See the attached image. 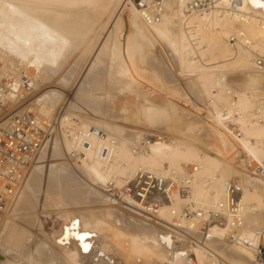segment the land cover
Returning <instances> with one entry per match:
<instances>
[{"label": "bare ground", "instance_id": "bare-ground-1", "mask_svg": "<svg viewBox=\"0 0 264 264\" xmlns=\"http://www.w3.org/2000/svg\"><path fill=\"white\" fill-rule=\"evenodd\" d=\"M200 1L204 2L202 8H197L194 5L198 0H164L160 19L157 22L147 23L140 15L137 7L130 0H0V71L2 73H7L9 70L20 68L31 74L33 79H35L34 90L29 95L22 100H12V104L8 105L6 109L5 107L0 109V127L6 124L12 114L23 110L25 104L27 107L29 106L32 108L36 113L45 117L56 116V113L58 112V118L55 122L56 124L52 127L49 136L38 152V154L41 151V153H43L44 149V153L39 156H43V160L47 159V161L50 162L49 170L40 169L44 172L47 171L46 173H48L45 174V181L47 183H41L43 185L41 200L46 201V203L52 207L56 206L58 209L60 208V211L56 213H60L62 218L64 216V221L69 220L72 222V219H70L71 212L69 213L71 210L66 208L65 204L67 203L63 200L64 196L49 195L51 190L48 193L45 192L47 190H44V188H49L50 184H59L60 186L58 187L60 188L66 186H62V184L74 183L76 180L75 177L64 172L67 171L66 169L60 171L63 166L59 161L63 159L62 163L65 161L72 167V165L74 166L76 163V159H78L80 164L75 165L77 170L79 169L80 172L86 176V185L89 187L84 193L85 198L88 199V201H96L99 202V204L102 203L101 205L104 204L106 208H109L106 212L104 211L105 213L103 212V216L98 215V217L92 215L94 217L81 218L79 223L76 221L75 223L73 222L74 224L72 223L71 232L68 233L72 239L68 240L72 241L74 238L79 239V245H72L69 248H66L69 246L68 244H66V247L60 245V249L54 245V242L59 245V243L54 240L58 237V235L56 236L54 234L56 231L49 230V232H43L46 228L43 224L41 225L44 229L39 222V224L36 223L38 226L40 225L41 228L35 225L36 223L34 220L37 218L36 216H38V213L37 215L33 213L31 214V218H35L30 222V225L31 223H34V226H36L34 228L37 230L34 229L32 225L31 227L27 224L33 229V231H30V228L27 229L29 226L25 228L17 224V218H14L15 216H13L15 210H3L4 212L7 211L6 216H9V220L7 219L5 223H3L4 226H2V223V225H0L2 228L0 229V264H84L83 261L86 260V255L90 257L96 255L95 260H93L94 262L92 261L93 264H101V262H103V264H128L127 258H124L121 252L126 253L128 257H135L136 259L146 258L152 264H258L252 260L251 253L247 248L234 242H230L225 238V229L223 227L211 225L204 231H199L202 232V239L200 238L201 240H199L196 238L197 236L194 237L197 229L193 230L189 227L185 218L178 214L176 215V212H179L185 206L189 207L191 210L201 207L207 209L214 206L225 196L226 180L235 177L239 180L242 186L241 203L243 222L240 234L250 236L254 230L264 227V71H259L255 68L256 57L264 56V0H242L241 3L236 4H233L234 0ZM5 6L8 7V9H10L9 7L11 6L12 10L10 9V12L21 9L19 10L20 12L24 9V12H27L25 14L26 17L27 15H29L28 17L32 16L31 18L35 19V21L36 19L38 21L45 20L46 22L42 24L43 26L46 23L43 26L46 28L45 31H41L40 28L39 30H37L38 28L36 29L37 31L44 33L35 32V30L29 31V27L26 25L27 28L24 24L25 22L12 23L14 25H11L9 21L12 19L14 20L12 17H16V15L20 13L16 12L17 14L14 13L16 14L14 15L11 12L13 16L11 14L10 17V12L6 10L7 8ZM98 8L107 12L110 17L113 18V21L111 27L106 30L107 34L105 38H103L99 45H97V48H94V52H90L89 55V52L87 53L85 51L87 45H89L88 43H86L85 46L83 45L85 47L83 50L79 49V51L81 50L80 55H83L86 52L89 57L87 58V54V56L83 55L87 60H85L86 62L83 66V71L81 72L76 92H88L90 88L94 87L96 89L101 88V85L99 86V84L103 82H109L112 84L115 79L111 74L115 73L120 75L116 76L115 74V78L118 79V84L122 87L119 89L120 92H122V89L125 87L128 88L131 82H127V78H121V75L124 74V76L126 75L133 78V76L137 77L139 72L143 69V72L146 70L149 72L147 69L149 66L147 65L151 62H155L157 67L159 66L158 72H160L161 75L164 74L162 72L165 67L163 68L160 64V59H157L160 56L154 60L150 56L154 51L151 54L150 52L155 49H152L155 47L152 46V44L154 45L156 43L155 41H162L166 44L165 47H167L168 51L172 52L176 57H174V61L176 60L177 68L180 71H178V76L180 77V73H182L183 76L181 77L186 75L194 80H191L190 82L195 83V86L200 93L199 101L202 103L201 109L204 110L202 116L204 113L203 118H205V123H208L214 131L212 134L213 136L207 132L208 134H205L206 136H202L199 139H197L199 136H195V139H191V137L188 139L185 136H178L184 134L182 133L183 131L181 132L182 134L179 133L183 128L178 132L179 134L177 133L178 130L176 131L178 134L177 136L174 134L168 135L167 133L170 131L169 129H166L168 132H163L165 131L163 130L159 131L158 134L155 133L157 130L155 132L153 131L156 134V138L146 141L143 137L145 134L151 133V131H148L146 128L149 126L148 124L150 122L148 123L144 121L147 125L146 127L144 126L143 129L146 128V131L140 130V128L142 129L141 124H138L141 127L138 126L136 129L125 127L126 125L124 126V124L122 126L121 124L125 120L126 122L130 121L133 125L137 126V124L134 123L139 121V115L142 113L130 115L131 113H128V110H131L129 109V105H123L122 103H119V105L112 100L109 96L110 94L106 96L104 100L108 103L106 106H109L110 108L109 114L105 113L98 117L97 115H99L100 112L95 109L99 112H95L97 113V117L83 118L84 116L82 117L81 114H75L76 110H78L77 108H80V106H78L75 112H73V105L75 103L68 101L66 103L64 99V97L66 98L65 93L63 94L61 91L64 90L62 88H66L68 81L62 74V76L59 75V70H57L59 68H56L54 64L55 59L57 60V57H59L57 54L60 53L58 52L60 49L58 44L60 45L61 43L62 45V42H65L66 46H68L70 44L67 45V43L72 42L73 44L74 42V46L76 43L78 44L76 46L77 48L82 42L80 40L81 37L78 36L81 30L77 33L78 31L75 27H77V25L83 27L88 21L89 14L91 13L90 10H93L95 13L97 10L100 12L101 10ZM86 9L87 12L90 9V13L88 12L89 14L85 12ZM94 9L97 10L95 11ZM8 12L9 14H7ZM32 12L34 14H28ZM21 14V16L25 17L23 12H21ZM9 17L10 20L8 19ZM34 17H39V19ZM31 18L30 20L32 21ZM7 20L9 21L7 22ZM21 20L22 19H20V21ZM27 23L34 24L30 23V21ZM40 23L42 22H39V24ZM72 23L77 25H74L75 27L71 26L73 25ZM67 24H71L70 27H74L75 29H73L77 32H68L65 27ZM88 26L89 25H86L85 29H87ZM43 27L42 29H44ZM70 27H67V29ZM90 29L91 27L89 28V32L92 30ZM26 36H29V40L30 38H34V42L30 41L34 44H36L35 42L41 44V48L33 50L36 46L33 45L34 47L32 48V44L26 42L29 46L31 45L30 48H32V50H21L20 48L22 47L21 44L23 38L26 39ZM85 36L88 37L87 33L82 37ZM230 39H234L235 42L231 43ZM79 40L81 42H79ZM87 40L89 39L86 38V41ZM49 46L52 48H56L57 46L59 49L57 48L58 51L55 53ZM72 48L75 47H68V49ZM159 48L160 47H158V51ZM40 52L45 55H39L41 54ZM30 53L34 54L30 55ZM65 54L66 52L60 55V57H63ZM66 55L67 58H69L70 54ZM75 57H77V55ZM83 57L82 59H84ZM67 58L65 57L64 61ZM71 58L73 59V57ZM77 58L79 59V56ZM72 59L71 63L77 62H74ZM62 64L63 63H61V65ZM67 64L70 66L69 63ZM75 65L76 64H74V67ZM104 65L106 66L105 69L101 68ZM98 67L101 69L97 70ZM151 67H149L150 71L152 69ZM233 69L241 70L243 73L245 81L243 80L241 85H233L227 79V72ZM107 73L108 77L107 79H104V76H106ZM109 73L111 74L109 75ZM111 76L112 78L109 79ZM70 79L71 81L73 80L72 76ZM131 79L129 80H134ZM173 81H175V79ZM167 82L168 81H164V83ZM115 84L117 83L115 82ZM115 84L112 86H115ZM104 88L102 87L101 89ZM167 88H169V86ZM135 90L137 89L135 88ZM110 91L113 92L115 90ZM257 92L261 93L257 95ZM99 93H104V91H98V94ZM34 94L37 97L32 100ZM124 94H127V92ZM132 94L133 93H131V95ZM111 95L114 97L113 94ZM140 97L143 99V95ZM140 97L139 100L141 99ZM170 98L173 101L174 97L168 96V99ZM94 99L95 98H91L89 103L91 104ZM152 100L155 99L153 98ZM178 100L176 102H178ZM98 101H101V99H98ZM128 101L130 102V99ZM131 101H133L132 98ZM63 102H65L64 105H66L65 110L60 107ZM81 102L78 105L82 104ZM148 102H150V100ZM183 102L184 101H179L177 103L178 106L180 104H185ZM133 103L134 102H132L131 105L139 104ZM102 104H100V106ZM147 105H149V103ZM151 105L152 104H150V106ZM82 106L85 105L82 104ZM140 106L141 105H139V107ZM154 106L155 105H153V107ZM166 106L168 108V104ZM104 109L105 108H101V111H104ZM189 109L193 111L197 108L194 109V106L192 108L190 106ZM189 109L188 111L191 113V110ZM148 110L149 112L151 111L148 106L141 109L145 114ZM197 112L195 113L197 114ZM163 113L164 112L161 114L163 115ZM195 113H193V115ZM156 116L158 115L156 114ZM202 116L200 114L201 118ZM145 117L148 116L145 115ZM157 119L158 118L155 119V122ZM151 120L154 122V118ZM158 122L159 121H157V123ZM165 122L160 124H165ZM160 124H158L159 126L155 129L161 127ZM130 125L127 126L131 127ZM151 126L153 127V125ZM154 126L157 125L155 124ZM92 127L103 130L106 134V138L102 139L95 136L91 132ZM173 130L174 129H172L171 132ZM162 134H164V136H162ZM216 136L222 141L221 147L215 143ZM83 140H86L89 145H82ZM104 143L108 145L109 149H111L109 158L100 154V147ZM72 151L77 152L76 158L69 157ZM246 157L261 165L263 172H253L248 170L243 163ZM36 158H38V156ZM38 160L41 159L38 158ZM40 162L41 161L38 163ZM45 163L42 167H47V164ZM190 164L195 165L197 169L192 175L189 184L190 190L188 193L183 196L175 192L172 196L171 203L164 201L157 212L152 216L141 209V205L134 197L128 196L124 192V189L131 181L133 174L138 169L149 170L160 175L170 176L174 180L181 181L187 172L186 168ZM33 166L35 165L33 164ZM39 168L40 167H37L36 165L35 171ZM33 169L30 171H34ZM74 173L72 174L74 175ZM30 174L31 172L28 175ZM37 174L41 173L38 172ZM29 177L30 176H28V178ZM42 178L40 180H42ZM26 181H24L18 196L13 202H16L17 199L19 200L22 193H26L23 192L25 186L27 187L25 188L28 193H30L31 187L37 186V184L40 183L39 178L36 175H33L30 182L28 181L29 184L25 183ZM108 181L114 183L115 188L119 192L118 196H115L114 193L108 192V190L104 188ZM73 190L74 189L70 191L73 192ZM24 191L26 190L24 189ZM32 191L33 190H31V192ZM57 191L59 192L60 190ZM57 191H55V193ZM33 192H36V190ZM65 197L67 198V195ZM74 198L75 196L73 199ZM25 199L27 202L30 200H28V197ZM20 201H22V199ZM17 203H19V201ZM29 203L30 202H28L27 205ZM73 203L72 205H74ZM114 203L127 210H117V215H115L118 224L112 218L110 213V210H112L110 208H112ZM15 204H13L14 208L17 207ZM37 204L35 205L34 203L33 205L38 208ZM99 204L97 206H99ZM42 205L43 203L40 204L37 209L38 211L42 210L40 209V207L43 208ZM24 207L26 208L27 206ZM33 207L30 209H33V212L37 211H34L35 207ZM74 207L76 208L77 205ZM25 208L20 207L19 209ZM103 208L104 210L106 209L105 207ZM22 211L24 210H19L18 213ZM29 211L32 212L31 210ZM75 211L72 212L71 215H74L73 213L78 214V210L77 212ZM4 212H0V219ZM26 213L28 212L26 211ZM48 214L49 213L47 212V215ZM33 215L36 216L33 217ZM45 215L46 214H44V216ZM58 215L59 214H57V217ZM19 216L22 215H18V217ZM44 216L41 217L46 219ZM62 218L60 217V219ZM153 218L156 219H154V222H160L157 223L164 226L166 229L164 231L163 227L162 230L158 229L161 226L158 227L153 221L151 222V219ZM23 219L26 218L23 217ZM38 219L40 220L41 218L39 217ZM43 219L40 220V222L43 221ZM25 223L26 222L22 224ZM77 230H80L78 235L76 233ZM84 232L86 233L84 234ZM199 235L201 234L199 233ZM75 239L73 240V243L74 241H78ZM83 239L85 240L82 241ZM185 241L191 243L190 248L180 250V247H182L181 245H183L180 243ZM61 249H66L69 254H64ZM84 251L86 255L83 260L81 254H83ZM13 254L15 255L12 256ZM188 254H191L193 257L191 261ZM90 257H88V259H90Z\"/></svg>", "mask_w": 264, "mask_h": 264}, {"label": "rangeland", "instance_id": "rangeland-1", "mask_svg": "<svg viewBox=\"0 0 264 264\" xmlns=\"http://www.w3.org/2000/svg\"><path fill=\"white\" fill-rule=\"evenodd\" d=\"M9 6V5H8ZM6 7V6H5ZM7 8V9H6ZM5 9L7 10V11H9L10 12V9H11V6L9 7L10 9H8V7H6ZM98 9H100L101 11V13L99 12V10H97V9H94L95 11L97 10V12L95 13V12H93V10H90L91 11V13L89 12V10H88V12L90 13H88L87 12V9L85 10V12L86 13H88L89 14V17H88V21L84 24V26L82 27V26H78L77 24V27H75L76 25H75V23L73 24V25H71V26H74L75 28H77L76 30L78 31H76V30H74L75 28L74 27H70V25L69 24H67V26H65L66 27V30L68 31V32H71L72 31V33H75V31L77 32V33H79V31L81 30V34L79 33V37H81L80 38V40L82 41H80L79 40V42H81V44L76 48V46L78 45L76 42V45L74 46L73 44H74V42H73V44H72V42H69V41H67V42H69V43H67V45L68 44H70V45H68V46H66V43L65 42H62L63 44L61 45V43H60V45L58 44V46H60L59 48L56 46V48L54 49V48H52V47H50L51 48V50L53 51L54 50V52L56 53L58 50H57V48L59 49V51L58 52H60V53H58L57 54V56H59L60 57V55H62L63 53H65L66 52V54H70L69 55V58H67V55L65 54V55H63V57L61 56L60 58L59 57H57L58 59L56 60L55 59V61H54V64H55V66H56V68H59V69H57V70H59V75L60 76H64L65 77V79L68 81V84L66 85V88H62V89H64V90H61L62 92H63V94L65 93V96H66V98L64 97V99H65V102L67 103V101L68 102H72V103H75L73 106V112H75V110H76V108L78 107V106H80V108L78 107L77 109L78 110H76V113L75 114H77V113H79L78 115H82V117L83 118H86V117H95L96 115H97V113H95V112H100V114L99 115H97L98 117H100V115H102V114H105V113H108L109 114V106H106L108 103L107 102H105L104 100H105V97L106 96H108L109 94V96L112 98V100L114 101V102H116V103H122L123 105H129V109H131V110H128L129 112V114L130 115H137L138 113L140 114V113H142V114H140L139 116H140V119H139V121H137L136 123H134V124H137V126H135V125H133L132 124V122H130V121H127L126 122V120L125 121H123V123L121 124V122H120V124L123 126V124H124V126L125 127H128V128H130V129H136V128H138V124H141V126H142V129L140 128V130H142V131H146L147 129H148V131L150 130L151 131V133L150 134H152V135H156L155 133H159V131H163V130H165V131H163V132H168V130H166V129H169V131L171 132V130L172 129H174L171 133L169 132V133H167L168 135H178L179 133L180 134H182V133H184V134H182V135H178L179 137H181V136H185V137H187L188 139L191 137V139H195L196 137H198L197 139H199V138H201L202 136H206L208 133H210L211 135L214 133V131H213V129L209 126V124L208 123H205V118H203V116H204V113H203V116H202V112H204V110H202L201 108H202V103H201V101H199L200 100V93H199V91H198V89H197V87L195 86V83L194 82H190L192 79L191 78H189V76H186V75H184V77H181V76H183V74L182 73H180L181 75H180V77L178 76L179 75V70H178V68H177V65H176V60L174 61V59L176 58L175 56H174V54L172 53V52H170V51H168V49H167V47H165V43L164 42H162V41H155L156 43L153 45L152 44V46H155V47H151L152 49H154V50H152L151 52H150V56L153 58V60L154 59H156L158 56H160V57H158L157 59H160L159 61H161L160 62V64H161V66L164 68L163 69V72L162 73H164V74H162L161 75V73L160 72H158L159 71V66L157 67V64H155V62H151V63H149V65H147V66H149V67H151L152 69H151V71H150V68L148 67H146V66H144L145 68H147L148 70H149V72L146 70L145 72H143V70L142 71H140L139 72V75L137 76V77H134L133 76V78L132 77H130V76H124V74H122L121 75V78H127V82H131V84H133V85H131L130 83V85H129V87L127 88V87H125L124 89H122V92H120V89L122 88L121 87V85L120 84H118V79H116L115 77L116 76H120L119 74H116V76H115V74H111V73H109V75L111 74V75H113L114 76V82L111 84V83H109V82H103V83H101V84H99V86L101 85V88L103 87H105L104 89H101V88H90L89 89V91L87 92H85V91H80V93H77L76 91H77V87H78V85H79V80H80V76H81V72L83 71V66L85 65V60H87L85 57H83V55H86L88 52V54L90 55V52L92 53V52H94L95 51V49L94 48H97L98 46L97 45H99V43L103 40V38H105V36H106V34H107V31L106 30H108L110 27H111V23H112V17H110V15L107 13V12H105V11H103V9H101V8H98ZM12 10V9H11ZM19 10H21V9H19ZM19 10L18 11H11L13 14L14 13H16V12H18V13H20L21 14V12H23V15H25L27 12L25 11L24 12V9H22V11H20L19 12ZM32 10H34V9H32ZM9 12L7 13V14H9ZM10 12V14H9V16L11 17V13ZM100 14H99V13ZM37 13V12H36ZM95 13V14H94ZM103 13V14H102ZM13 14H12V16H13ZM17 14V13H16ZM16 14H14V15H16ZM20 14H18L19 15V17H22V18H19L18 17V15H16V17H12V18H14V20L12 21V20H10V17L8 18L9 20H7V22L9 21L10 23H11V25H14L15 23H19V22H22V23H24L25 24V26L29 29V31H34L35 30V32H39V31H37V30H39V28H40V30L41 31H45V27H43L42 26V24L44 23V22H46L45 20H41V21H38L37 19H36V21H38V22H36L35 21V19H33V18H31L32 16H30V17H28L29 15H27V17H28V19H27V17H26V15H25V17H23V16H21ZM28 14H34L33 12L32 13H28ZM91 15H92V17H91ZM95 15H97V16H95ZM18 17V18H17ZM108 17H110V18H108ZM15 18H16V20H15ZM25 18V19H24ZM30 18L32 19V21L30 20ZM34 18H38L39 19V17H34ZM20 19H22L21 21H20ZM17 20H18V22H17ZM24 20H27V21H24ZM99 20V21H98ZM28 21H30V23H34L33 25L32 24H29V23H27ZM33 21H35V22H33ZM91 21V22H90ZM104 21V22H103ZM39 22H42V23H40L39 24ZM90 22V23H89ZM108 22V23H107ZM12 23H14V24H12ZM39 25H38V24ZM94 23V24H93ZM109 24V25H108ZM36 25V26H35ZM38 25V26H37ZM86 25H89L88 27H87V29H85L86 28ZM40 26H42L44 29H42V27H40ZM92 26H94V27H92ZM33 27H35V28H32ZM67 27H70L69 29H67ZM91 27V31L89 32V28ZM106 27V28H105ZM32 30H31V29ZM38 28V29H37ZM74 28V29H73ZM108 28V29H107ZM37 29V30H36ZM84 31V32H83ZM85 31H87V32H85ZM39 33H44V32H39ZM83 33V34H82ZM85 33H87V35H88V37H82V36H84L85 35ZM89 33V34H88ZM27 35H29V34H27ZM31 35V34H30ZM104 35V36H103ZM31 37V36H30ZM28 38V39H27ZM84 38V39H83ZM86 38L87 39H91L90 41L89 40H87L86 41ZM83 39V40H82ZM27 40V41H26ZM30 40L31 41H33L34 42V38H30ZM29 40V36H26V39H24L23 38V41H25V42H23L22 41V44H21V50H26V51H30V50H32V48L34 47V46H36V47H34L33 48V50L34 49H36V48H41V44H38L37 42H35L36 44H34V43H32L31 41ZM84 41V42H83ZM86 41V42H85ZM89 41V42H88ZM29 42V44H32V48H30L31 47V45L29 46V44H27V43ZM91 42V43H90ZM94 42V43H93ZM235 42V41H234ZM234 42H232L231 41V43H234ZM26 43V44H25ZM86 43H88L89 45H87V49L85 50L86 52L83 54V55H80V53H81V50L79 51V49H82L83 50V48H85L84 46H85V44ZM91 44H92V46H91ZM94 44V45H93ZM96 44V45H95ZM34 45V46H33ZM84 45V46H83ZM37 46H39V47H37ZM45 46H46V44H45ZM66 46V47H65ZM83 46V47H82ZM150 46H151V44H150ZM68 47L69 48H71V47H75V48H72V49H68ZM158 47H160L159 48V51H158ZM67 49V50H66ZM64 50V51H63ZM70 50H75V51H70ZM63 51V52H62ZM78 51V52H77ZM62 52V53H61ZM73 53V54H71V53ZM77 52V53H76ZM41 54H39V55H41V56H43V55H45L44 53H42V52H40ZM155 53V54H154ZM172 53V54H171ZM34 53H30V55H33ZM77 55V57L79 56V59L77 58V57H75L76 55ZM87 54V55H88ZM157 54V55H156ZM161 54V55H160ZM73 55V56H72ZM86 55V56H87ZM89 55L87 56V58L89 57ZM153 55V56H152ZM65 57L67 58L65 61H64V59H65ZM71 57H73V59L71 58ZM75 57V58H74ZM82 57L84 58V59H82ZM155 57V58H154ZM164 57V58H163ZM165 57H167V58H165ZM175 57V58H174ZM105 58H107V57H105ZM71 59L74 61V62H76V63H71ZM75 59V60H74ZM77 59V60H76ZM61 60V61H60ZM80 60H82V61H80ZM165 60V61H164ZM58 61V62H57ZM63 61V62H62ZM67 61H69V62H67ZM80 61V62H79ZM167 61H168V63H167ZM174 61V62H173ZM79 62V63H78ZM169 62H171V63H169ZM61 63H63L62 65H61ZM67 63H69L70 64V66H68V64L66 65ZM73 64V65H72ZM74 64H76L75 65V67H74ZM79 64V65H78ZM153 64V65H152ZM164 64H165V66H164ZM153 66H155V67H153ZM175 66V67H174ZM68 67V68H67ZM105 65L104 66H102L101 68H103V69H105ZM157 67V68H156ZM66 68V69H65ZM100 67H98V69L97 70H100L101 69ZM153 69H154V71H153ZM156 69V70H155ZM169 69H171V70H169ZM66 70V71H65ZM165 70V71H164ZM61 71V72H60ZM167 71V72H166ZM179 71V72H178ZM79 72V73H78ZM148 72V73H147ZM174 72V73H173ZM176 72V73H175ZM95 73V72H94ZM129 73V72H128ZM146 73V74H145ZM167 73V74H166ZM171 73V74H170ZM178 73V74H177ZM62 74V75H61ZM68 74V75H67ZM75 74V75H74ZM130 74V73H129ZM145 74V75H144ZM166 74V75H165ZM96 75V74H95ZM171 75H172V77H171ZM174 75V76H173ZM71 76H72V78H73V80L71 81ZM98 76V75H97ZM145 76V77H144ZM107 77H108V73L106 74V76H104V79H107ZM130 77V78H129ZM168 77V78H167ZM179 77V78H178ZM112 78V76L109 78V79H111ZM134 79L133 81H135V82H133V81H130L129 79ZM137 78V79H136ZM139 78V79H138ZM164 78H165V80H164ZM167 78V79H166ZM177 78V79H176ZM189 78V79H188ZM131 79V80H132ZM175 79V81H173ZM179 79V80H178ZM227 79L229 80V82L231 83V84H233V85H241L242 83H243V80L245 81V77L243 78V73L241 72V70H237V69H233V70H230L229 72H227ZM138 80V81H137ZM164 81L166 82V81H168L167 83H164ZM192 81H194V80H192ZM74 82V83H73ZM115 82L117 83V84H115ZM136 82H137V84H136ZM170 82H172V83H170ZM175 82V83H174ZM179 82V83H178ZM109 83V84H108ZM170 85H169V84ZM190 83V84H189ZM107 84V85H106ZM115 84V86H112V85H114ZM164 84V85H163ZM166 84H168V85H166ZM173 84V85H172ZM188 84H189V86H188ZM71 85V86H70ZM77 85V86H76ZM103 85V86H102ZM136 85V86H135ZM69 86V87H68ZM119 86V87H118ZM135 86V87H134ZM169 86V88H170V90H169V88H167ZM172 86H173V89H172ZM193 87V89H192V87ZM174 87H176V88H174ZM183 87V88H182ZM186 87V88H185ZM189 87V88H188ZM68 88V89H67ZM107 88V89H106ZM120 88V89H119ZM135 88L139 91V89H140V91L138 92L137 90H135ZM65 89H66V91H65ZM127 89H129V90H127ZM132 89V90H131ZM183 89H184V91H183ZM96 90V91H95ZM101 90H103L104 91V93H99L98 94V91H101ZM108 92H107V91ZM110 90H115V91H110ZM141 90H142V92H141ZM185 90H187V91H185ZM110 91V92H109ZM119 91V92H118ZM128 91H130L131 93H133L132 95H131V93L130 92H128ZM172 91H174V92H172ZM75 92H76V94H75ZM90 92V93H89ZM92 92V93H91ZM94 92V93H93ZM125 92H127V94H129V95H127V94H124ZM138 92V93H137ZM171 92V93H170ZM192 92V93H191ZM84 93V94H83ZM175 93V94H174ZM180 93V94H179ZM196 93V94H195ZM261 92H257V95H259ZM36 94V93H35ZM35 94H34V96H32V100L33 99H35L37 96H35ZM89 94V95H88ZM94 94V95H93ZM95 94H96V96H95ZM101 94H103V95H101ZM111 94H113L114 95V97H112V95ZM116 94H118V95H116ZM121 94V95H120ZM140 94H142L143 95V99H142V97H140V96H142V95H140ZM79 95V96H78ZM88 95V96H87ZM101 95V96H100ZM105 95V96H104ZM127 95V96H126ZM137 95H138V97H137ZM140 95V96H139ZM184 95H185V97H184ZM64 96V95H63ZM83 98H81V97ZM85 96V97H84ZM147 96V97H146ZM168 96H171V97H174L173 98V101H172V99L170 98V99H168ZM129 98L130 99V102L128 101L129 99H127V98ZM139 97L141 98L140 100H139ZM152 97V98H151ZM179 97V98H178ZM182 97V98H181ZM91 98H95L92 102H91V104L89 103V101H90V99ZM126 98V99H125ZM131 98H132V100L133 101H131ZM146 98V99H145ZM155 99V100H152V99ZM185 98V99H184ZM192 100H191V99ZM195 98V99H194ZM79 99V100H78ZM81 99V100H80ZM85 99V100H84ZM89 99V100H88ZM98 99L100 100L101 99V101H98ZM115 99V100H114ZM125 99V100H124ZM179 99V100H178ZM69 100H71V101H69ZM95 100H97V101H95ZM150 100V102H148ZM152 100V101H151ZM175 100V101H174ZM178 100V102L179 101H184L183 103H185V104H180L179 106H178V102H176ZM82 101V102H81ZM86 103H85V102ZM136 101V102H135ZM156 101V102H155ZM169 101V102H168ZM198 101V102H197ZM65 102H63V104L60 106V107H62V109L63 110H65V107H66V105H64L65 104ZM77 102V103H76ZM82 103L83 105H85V106H82V104H80V105H78L79 103ZM96 102V103H95ZM98 102V103H97ZM101 102V103H100ZM124 102V103H123ZM127 102H129V103H127ZM132 102H134V103H139V104H134V105H131L132 104ZM144 102H146V103H144ZM172 102V103H171ZM199 104H197V103ZM200 102V103H199ZM89 103V104H88ZM103 103V104H102ZM106 103V104H105ZM141 103V104H140ZM144 103V104H143ZM149 103V105H147ZM159 103V104H158ZM173 103H175V104H173ZM193 103V104H192ZM88 104V105H87ZM100 104H102L101 106H100ZM121 104V105H122ZM143 104V105H142ZM150 104H152L151 106H150ZM162 104V105H161ZM168 104V108H167V105ZM191 106V108L194 106V109L195 108H197L196 110L197 111H200V110H202V111H200V112H197L196 110H191V109H189L190 108V106ZM192 104V105H191ZM201 104V105H200ZM91 105H93V106H91ZM100 107H99V106ZM106 107H105V106ZM120 105V104H119ZM139 105H141L140 107H139ZM145 105H147L148 107H150V112H149V110L146 112V114L145 113H143L142 111H141V109H143L144 107H147V106H145ZM153 105H155L154 107H153ZM171 105H172V107H171ZM174 105V106H173ZM197 105H198V107L200 108H198L197 107ZM82 106V107H81ZM131 106V107H130ZM177 106V107H176ZM181 106H183V107H181ZM8 107V106H7ZM6 107V108H7ZM59 107V108H60ZM94 109H92V108ZM107 107H108V109H107ZM136 109H135V108ZM163 107V108H162ZM172 109H171V108ZM175 107H176V109H175ZM5 108V109H6ZM83 108V109H82ZM101 108L103 109V108H105L104 109V111H106V112H104L103 110L101 111ZM138 108V109H137ZM160 108H162V109H160ZM179 108V109H178ZM4 109V110H5ZM81 109V110H80ZM95 109H97L98 111H96ZM172 110V111H170V110ZM188 109L189 110H191V113H189V111H188ZM80 110V111H79ZM82 110H84V111H82ZM139 110V111H138ZM166 110H167V112H166ZM88 111V112H87ZM92 111H93V113H92ZM169 111V112H168ZM82 112V113H81ZM98 112V113H99ZM102 112V113H101ZM134 112V113H133ZM158 112V113H157ZM162 112H164L163 113V115L161 114ZM173 112V113H172ZM195 113V112H197V114L195 113L194 115H193V113ZM86 113V114H85ZM88 113V114H87ZM161 114V116H160V114ZM165 113H166V115H165ZM189 113V114H188ZM93 114H94V116H93ZM156 114L158 115V116H156ZM168 114V115H167ZM180 114V115H179ZM184 114V115H183ZM200 114H201V116H202V118L200 117ZM144 115V116H143ZM145 115L146 116H148V117H145ZM155 115V116H154ZM174 115H175V117H174ZM178 115V116H177ZM96 116V117H97ZM152 116V117H151ZM168 116V117H167ZM172 116V117H171ZM199 116V117H198ZM151 117V118H150ZM160 117H161V119H160ZM185 117V118H184ZM190 117V118H189ZM154 118V122H153V120H151V119H153ZM156 118H158L157 120H156V122H155V119ZM198 118V119H197ZM177 119V120H176ZM187 121H186V120ZM193 119V120H192ZM197 119V120H196ZM203 119V120H202ZM167 120H169V121H167ZM150 122L148 125L149 126H151V125H153V127L151 126V127H146V123L145 122ZM157 121H159L158 123H157ZM166 121V122H165ZM183 121V122H182ZM144 122V123H143ZM154 124H153V123ZM162 122H165V124L163 123V124H160V123H162ZM185 122V123H184ZM126 123V124H125ZM191 123V124H190ZM131 124V125H130ZM144 124V125H143ZM157 125V126H154V125ZM158 124H160V126L161 127H159V128H157V129H155L156 127H158L159 125ZM174 124V125H173ZM178 124V125H177ZM180 124H184V125H180ZM127 125H130L131 127H129V126H127ZM162 125H163V127H162ZM165 125H167V126H165ZM177 125V126H176ZM189 125V126H188ZM191 125V126H190ZM195 125V126H194ZM133 126V127H132ZM135 126V127H134ZM141 126H139V127H141ZM144 126L147 128H145V129H143L144 128ZM170 126V127H169ZM175 128H174V127ZM181 127V128H180ZM190 127V128H189ZM152 130H151V129ZM154 128V129H153ZM179 128V129H178ZM183 128V129H182ZM189 128V129H188ZM199 128H201V129H199ZM182 129V130H181ZM186 129V130H185ZM195 129V130H194ZM199 129V130H198ZM205 129V130H204ZM157 130V131H156ZM178 130V131H177ZM181 130V131H180ZM188 130V131H187ZM193 130V131H192ZM147 131V132H148ZM155 133H154V132ZM175 131V132H174ZM176 131H177V133H176ZM183 131V132H182ZM191 131V132H190ZM197 131V132H196ZM201 133H200V132ZM153 132V133H152ZM182 132V133H181ZM205 132V133H204ZM208 132V133H207ZM149 133V132H148ZM186 133H188V134H186ZM193 133V134H192ZM198 133V134H197ZM200 133V134H199ZM204 133V134H203ZM202 134V135H201ZM206 134V135H205ZM188 135V136H187ZM192 135V136H191ZM194 135V136H193ZM201 135V136H200ZM162 136H164V134H162ZM196 136V137H195ZM213 136V135H212ZM195 137V138H194ZM215 140H216V144L219 146V147H221V144H222V141H221V139L218 137V136H216L215 137ZM46 150V149H45ZM42 152V151H41ZM39 153L37 156H38V158H40L41 160H38V158H36L35 160H34V162H33V164L35 165V166H33V164H32V166H31V169H33L34 167L36 168V165H37V167H40L38 170L36 169V171H35V168L33 169L34 171H30L31 172V174L30 175H27V177H26V182L25 183H27V184H29V182H30V180H31V178L33 177V175H36L38 178H39V184H37V186H32L31 187V190H33V191H35L36 190V192H31V190H30V193H28V191H27V187L25 188L24 187V189L26 190V191H24V189H23V192H26V193H22V196L19 198V200L17 199V201L16 202H13L12 204H11V206H9L7 209H5V210H8L9 211V209H11L10 211H13V210H15V212H13V216H15L14 218H17L16 219V221H17V224L18 225H20V226H23V227H27V226H29L30 225V222L35 218L34 216H36L37 215V213H38V216L41 218L40 220H42L43 218V216H44V214H46L47 215V212L49 213L47 216L45 215L44 216V218H46V219H43V221H41L40 222V220L38 219L39 217L38 216H36L37 218H35V220H34V222L36 223H40V225L41 224H43L44 225V227H46L45 229L43 228V226L41 225V227L44 229V231L43 232H49V230H54V231H56L54 234L57 236L58 235V237L56 238V236H55V238L56 239H54L56 242H58L59 243V245L58 244H56L55 242H54V245L55 246H57V248H59L60 249V245L61 246H64V247H66V244H68L69 246H67L66 248H69V247H71L72 245H75V246H78L79 245V239H75V240H78V241H74V243H73V240L71 241V240H68V239H72V237H70V234H68V233H70L71 231V227H72V223L74 222L75 223V221L77 222V223H79V220L81 219V218H89V217H94V216H92V215H95V216H103L104 214H103V212L105 211L106 212V210H108L109 208H106V206L104 205H101V204H99V202H94V201H88V199H86L85 198V191L86 190H88V186L86 185V182H87V178H85L86 176L82 173V172H80V170L78 169L77 170V167H76V165L75 164H80V161L78 160V159H76V163L74 164V166L72 165V167H71V165H69V163H66L65 161H64V163H62L63 162V159H61V161H59V162H61V165L63 166L61 169H60V171H64V169H66L67 171H64V172H67V173H69V174H71L72 176H74L75 177V184L74 183H69V184H62V186H65V187H58V186H60L59 184H57V185H53V184H50V187L49 188H51V189H49V188H44V190H47V191H45V192H48L49 193V191H50V194L49 195H52V196H59V195H62V197H63V200H64V202L65 203H67V204H65V206H66V208L68 209V210H71V211H69V213L71 212H74L75 210V212H77V210H78V214H75V213H73L74 215H71V213H70V219H72L71 221L72 222H70L69 220H65L64 221V216H63V218H62V216H61V214L60 213H56V212H59L60 211V208L58 209L56 206H54V207H52L51 205H49V204H47L46 203V201H44V200H41V197H42V191H43V183H45L46 181H45V174H48V173H46L47 171H43V170H49V165H50V162L49 161H47V159L45 160H43V156H39V155H42L43 153H44V149H43V153ZM36 156V157H37ZM38 160V161H37ZM43 160V161H42ZM39 161H41L40 163H38ZM46 163H45V162ZM36 163H38V164H41V165H38V164H36ZM47 164V167L46 166H43L42 167V165L43 164ZM69 165V166H68ZM33 167V168H32ZM30 169V170H31ZM40 169H43V170H40ZM70 169V170H69ZM69 170V171H68ZM77 170V171H76ZM40 171H42V172H40ZM29 172V173H30ZM41 173V174H37V173ZM75 172V173H74ZM80 172V173H79ZM28 173V174H29ZM72 173H74V175L72 174ZM43 174V175H42ZM76 175V176H75ZM80 175V176H79ZM28 176H30L29 178H28ZM43 177V178H42ZM80 177H82V178H80ZM42 178V180H40ZM78 179V180H77ZM80 179H82V180H80ZM29 181V182H28ZM81 181V182H80ZM84 182V183H83ZM42 183V184H41ZM47 183V182H46ZM83 183V184H82ZM73 184V185H72ZM41 187H39V186ZM77 185V186H76ZM28 186V185H27ZM31 186V185H30ZM85 186V187H84ZM35 187V188H34ZM72 187H75V188H72V189H74L73 190V192L72 191H70V190H72L71 188ZM38 188H40V189H38ZM59 188V189H58ZM68 188H70V189H68ZM76 188H77V190H76ZM82 188V189H81ZM35 189V190H34ZM49 189V190H48ZM52 189H53V191H52ZM55 189V190H54ZM66 189H68V190H66ZM79 189V190H78ZM57 190H60L59 192L57 191ZM55 191H57L56 193H55ZM64 191H66V192H64ZM34 193H35V195H34ZM38 193H40V194H38ZM54 193V194H53ZM63 193H65L66 195H67V198L65 197L66 195L65 194H63ZM26 194V195H25ZM30 194H31V196H30ZM69 194H70V196H69ZM76 194V195H75ZM23 195H25V196H23ZM79 195V196H78ZM75 196V198L73 199V197ZM28 197V202H30L29 204H30V207H29V204L27 205V200L25 199V198H27ZM37 197V198H36ZM78 199H77V198ZM79 197H81V198H79ZM22 199V201H20ZM34 200V201H32V200ZM38 199V200H37ZM24 200V201H23ZM69 202H68V201ZM19 201V203H17ZM40 201H41V203H40ZM44 201V202H43ZM76 201V202H75ZM81 201V202H80ZM33 202V203H32ZM73 202H75V203H73ZM93 202V203H92ZM15 203H17V204H15ZM26 203V204H25ZM32 203V204H31ZM35 203V205L37 204V203H39V204H37V207L39 208V206H40V204H42L43 203V208H41L40 207V209H45V210H40V211H38L37 209L38 208H36V206L35 205H33ZM72 203L74 204V205H72ZM95 203V204H94ZM13 204H15V205H17V207L16 208H14V205ZM69 204H71V205H69ZM99 204V206H97ZM116 203H114V205L112 206V208H110V209H112V210H110V213H111V216H112V218L116 221L117 220V217H116V212H117V210L119 211V210H126L125 208H121L120 207V205H118V204H116ZM13 205V206H12ZM21 205V206H20ZM77 205V207L75 208L74 206H76ZM94 205V206H93ZM97 207H96V206ZM24 206H27L26 208L24 207ZM35 208H34V207ZM45 206V207H44ZM47 206H48V209H47ZM51 206V207H50ZM85 206V207H84ZM20 207H22V208H25V209H19ZM31 207H33L34 208V211L35 210H37V211H35V212H33L32 210L33 209H30ZM71 207V208H70ZM74 207V208H73ZM103 207H105L106 209L104 210V208ZM114 207V208H113ZM90 208V209H89ZM99 208H101V209H99ZM102 208H103V211H102ZM18 209V210H17ZM95 209H97V210H95ZM115 209V210H114ZM21 211V210H24V211H22V212H24V213H22V212H20V213H18V211ZM29 210H31L32 212H30ZM90 210H92V211H90ZM95 210V211H94ZM115 212H114V211ZM17 211V212H16ZM26 211L28 212V213H26ZM90 211V212H89ZM127 211V210H126ZM0 212H4V211H0ZM40 212V213H39ZM89 212V213H88ZM104 212V213H105ZM6 213H7V211H5L4 213H3V216L1 217V219H0V225H2L3 223H5V221L8 219L9 220V216L7 215L6 216ZM18 213V214H17ZM29 213H30V215H29ZM36 214V215H33V219L31 218L32 217V215L31 214ZM44 213V214H43ZM55 213V214H54ZM11 214V213H10ZM42 216H40V215ZM57 214H59L60 215V217L62 218V219H60V217H59V215H58V217H57ZM83 214V215H82ZM97 214V215H96ZM103 214V215H102ZM116 214V215H115ZM17 215V216H16ZM18 215H24L23 217H25L26 219H23V217L22 216H19L18 217ZM26 215H29V216H26ZM77 217H76V216ZM85 215H88V216H85ZM84 216V217H83ZM98 216V217H99ZM4 217H5V219H4ZM8 217V218H7ZM75 217H76V219H75ZM115 217V218H114ZM29 218H31V219H29ZM79 218V219H78ZM19 219V220H18ZM27 219H29L28 221H26ZM75 219V220H74ZM154 219L155 218H153V219H151V222L153 221L154 222ZM38 220V221H37ZM74 220V221H73ZM156 220V219H155ZM4 221V222H3ZM15 221V220H14ZM21 221V222H20ZM26 222L25 224H22V223H24V222ZM18 222H20V223H18ZM117 222V224H118V221H116ZM156 222V223H155ZM154 222V224H157V226L159 227V226H161L160 224H158V223H160V222H158V221H155ZM158 222V223H157ZM2 223V224H1ZM37 223L35 224L36 226H38L37 225ZM38 223V224H39ZM73 223V224H74ZM27 224H29V225H27ZM31 225L33 226V228L34 227H36V226H34V223H31ZM30 225V226H31ZM40 225L38 226L39 228H41L40 227ZM2 226H4V224L2 225ZM27 227V229H31V227ZM48 226V227H47ZM121 226V225H120ZM162 227L164 228V226H161L160 228H158V229H161L162 230ZM0 229H2L1 227H0ZM34 229H36V228H34ZM166 228H164L163 229V231L165 230ZM37 230V229H36ZM48 230V231H47ZM160 230V231H161ZM30 231H33V229H31ZM51 231V232H52ZM59 231H61V232H59ZM80 231V230H79ZM79 231L77 230V235H78V233H79ZM34 232H35V230H34ZM61 233V234H60ZM86 232H84V234H85ZM199 233L201 234V235H199ZM65 235V236H64ZM195 236H197L196 238H198L199 240H201L202 238V232H199V231H197L196 232V234L194 235V237ZM62 237V238H61ZM201 238V239H200ZM62 239H64V240H62ZM57 240H59V241H57ZM61 240V241H60ZM85 239H83L82 241H84ZM64 243V244H63ZM71 243V244H70ZM63 244V245H62ZM180 244H183V245H181L182 247H180V250H183V249H188V248H190V244L191 243H188L187 241H185V242H181ZM188 246V247H187ZM62 251H63V253L64 254H69V252L66 250V249H61ZM121 254L123 255V257L124 258H127V262H128V264H150L151 262H149L146 258H139V259H136L135 257H128V255L126 254V253H123V252H121ZM15 254H13L12 256H14ZM84 255V256H83ZM85 255H86V253H85V251H84V253L83 254H81V256H82V259L84 260L85 259ZM177 255H178V253H177ZM88 257H90V256H88V255H86V260H84L83 261V263L84 264H93V260H95V258H96V255H94L93 257H90V259H88ZM91 260V261H90ZM90 261V262H89ZM93 261V262H92ZM86 262V263H85ZM92 262V263H91ZM101 264H103V262H101ZM152 264V263H151Z\"/></svg>", "mask_w": 264, "mask_h": 264}, {"label": "built area", "instance_id": "built-area-1", "mask_svg": "<svg viewBox=\"0 0 264 264\" xmlns=\"http://www.w3.org/2000/svg\"><path fill=\"white\" fill-rule=\"evenodd\" d=\"M139 10L140 15L147 23L157 22L163 11L164 0H130ZM242 0H234L233 4ZM197 8H202L204 2L198 0L194 3ZM234 42V39H230ZM1 65V62H0ZM255 68L264 71V56H257ZM35 79L24 69L9 70L7 73L0 71V109L12 104V100H22L34 90ZM56 116L45 117L36 113L26 104L23 110L12 114L5 125L0 127V211L8 208L18 196L31 166L38 155L43 143L49 136L52 127L56 124ZM91 132L99 138H106L103 130L92 127ZM156 138L145 134L143 139ZM89 143L82 141V145ZM111 149L107 144H102L100 154L110 157ZM77 152L72 151L70 158H76ZM244 166L253 172H263L261 165L250 158L244 159ZM181 181L170 176H164L145 169H138L132 176L124 192L134 197L141 209L152 216L157 212L164 201L171 203L175 192L186 195L190 190L189 184L196 166L190 164ZM108 192L118 196L119 192L112 181L105 187ZM242 186L235 177L225 182V196L214 206L207 209H189L183 207L176 215L185 218L193 230L204 231L211 225L223 227L225 238L247 248L252 260L264 264V227L256 229L250 236L241 235L240 229L243 222ZM190 261L193 259L188 254Z\"/></svg>", "mask_w": 264, "mask_h": 264}]
</instances>
